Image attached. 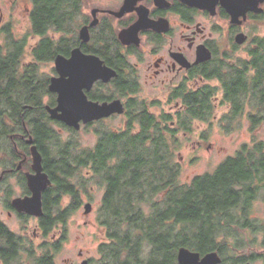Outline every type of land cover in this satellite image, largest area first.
I'll list each match as a JSON object with an SVG mask.
<instances>
[{
  "label": "trees",
  "instance_id": "16d2710c",
  "mask_svg": "<svg viewBox=\"0 0 264 264\" xmlns=\"http://www.w3.org/2000/svg\"><path fill=\"white\" fill-rule=\"evenodd\" d=\"M33 1L32 31L41 41L32 52L35 61L49 63L61 48L51 46L46 32L61 31L66 5H78L79 0ZM23 55L24 43L16 40L6 44L5 53L0 51V137L12 129L24 134L25 124L41 150L51 183L43 193L44 229L51 208L54 227L76 212L92 181L104 189L97 213L104 242L94 264H178L180 248L201 257L217 253L220 264L259 260L253 252L239 251L257 241L246 242L241 232L261 234L259 245L264 247V222L256 223L250 216L252 205L264 196V143L243 145L214 172L184 185L174 157L178 129L188 133L191 122L207 121L219 94L220 104L229 106L223 118L232 120L249 108L251 132L264 123V36L252 40L245 59L231 67L219 65L206 75V80L217 81L216 86L180 91L181 108L175 114L155 115L146 106L133 107L127 113L126 131L100 132L93 148L79 151L74 143L59 146V133L50 127L53 122L43 104L48 79L40 78V65L26 66L20 74ZM53 103L54 99L49 107ZM171 122L174 128L169 127ZM132 124H138L137 130ZM54 143L57 149L50 147ZM66 198L68 205L61 211ZM17 250L16 246L8 258L14 259ZM37 263L55 264L47 258Z\"/></svg>",
  "mask_w": 264,
  "mask_h": 264
},
{
  "label": "flooded vegetation",
  "instance_id": "af4514ba",
  "mask_svg": "<svg viewBox=\"0 0 264 264\" xmlns=\"http://www.w3.org/2000/svg\"><path fill=\"white\" fill-rule=\"evenodd\" d=\"M249 1L255 4L254 9L257 12L248 10L244 16L237 14L242 13L240 5L246 4L247 0H79L78 5L70 7L67 4L62 30L56 32L51 28L46 32L51 39V46L56 48L60 45L61 54L58 56L67 64L76 50L84 58L99 61L101 65L114 70V78L107 83L95 82L89 90L84 89V94L89 102L99 105L118 100L124 111L120 115L112 114L100 120L80 122L78 129L52 120L49 116L50 120L59 128L73 132L122 117V127L113 133L124 132L128 127L129 110L140 105L147 107L146 100L140 98V92L142 84L148 83L162 86L164 102L176 101V113L181 108L180 91L196 92L206 85H202L203 83L216 81L206 80V75L212 73L215 67H231L236 65L238 60L247 57V49L252 40L259 37L257 30L264 26V0ZM16 2H22L26 6L29 30L22 36H16L11 24L3 25V44L0 45V51L5 53V46L9 42L16 40L24 43V55L20 64L22 69L19 73L24 74L23 68L26 66L52 64V73L48 77L50 85L51 79L58 76L54 65L56 57L49 63H39L35 61L32 52L41 41V37L32 31L34 1ZM1 21L0 14V25ZM241 34L246 39L239 44L236 38ZM32 39L35 42L30 45ZM201 50L204 55L210 56L209 60H197ZM241 52L246 54L245 58H240ZM28 57L30 61H24ZM48 93L43 98L45 109L53 99L51 108L57 105V94L49 92V89ZM155 103L157 102L152 101V104ZM174 123L171 122L169 127L174 128ZM191 125L192 122L189 131ZM133 127L137 130L138 124H132ZM22 131L24 134L12 129L0 137L2 140L8 139L10 146L9 164L5 163V159L0 162V264H38L43 258L53 260L56 264V252L60 251L66 239L67 218L54 227L51 208L45 229L42 225V217L45 215L43 193L51 183L41 193L42 214L39 217L20 212L16 206V201L32 196L27 183V176L35 175L30 151L32 146H35L40 154L42 172L46 174L44 157L38 146L34 145L35 139L25 124ZM180 131L187 133L184 129ZM30 138L32 143H28ZM0 153L3 154V150L0 149ZM67 205H61V211L66 209ZM3 213L9 220L17 219L23 226L21 231L8 227L1 218ZM31 222H34V226L30 236L25 227ZM7 236L9 239L11 237L10 242ZM16 246L17 254L11 260L8 256L15 253ZM54 246L58 247L56 252ZM263 254L264 247L257 254L262 264ZM79 258L81 264H93L92 260L83 258L81 253Z\"/></svg>",
  "mask_w": 264,
  "mask_h": 264
},
{
  "label": "rangeland",
  "instance_id": "374dc122",
  "mask_svg": "<svg viewBox=\"0 0 264 264\" xmlns=\"http://www.w3.org/2000/svg\"><path fill=\"white\" fill-rule=\"evenodd\" d=\"M0 14L2 21L0 25V45L3 44L1 27L6 24H11V29L16 36H22L29 30L28 13L26 6L16 0H0ZM259 37L264 36V26L262 25L257 30ZM12 35V34H11ZM35 40L30 41L33 45ZM240 58H245L246 54L241 52ZM24 61L29 62V57ZM39 75L41 79H48L52 73V64L40 65ZM216 86V81H208L202 85ZM221 94L217 97L220 98ZM140 98L146 100L147 108L155 115L161 113L175 114L176 101L170 103L164 102V89L159 85L142 84ZM214 100L215 108L213 115L207 121H193L191 131L183 133L177 132L179 145L175 152L174 160L180 165V184H188L190 181L200 175L212 173L216 167L223 162L227 157L234 156L235 153L243 146L250 145L253 142L264 143V123L257 126L254 132H251V123L248 118V109L243 111L241 116H236L232 120L223 118L227 113V106L221 105L219 100ZM48 100V99H47ZM47 100H44L45 102ZM152 101L157 103L152 104ZM178 107V106H177ZM123 118L116 117L94 125L89 129L80 131H68L64 128H59L55 124L50 127L59 133V146L67 143H74L77 151L81 149L93 148L99 138L100 132H113L122 127ZM52 149H57L55 143L51 145ZM10 146L0 140V162L5 159L6 164H9ZM82 195L83 202L66 220V239L60 251L56 252V264H81L79 254L85 259L97 261L100 258L99 246L104 242V234L97 222V213L101 204L104 189L98 185V182H87L86 192ZM68 203V198L63 200L62 206L65 207ZM89 203L91 210L85 214L84 205ZM2 206L0 201V207ZM1 211V209H0ZM251 217L254 222H264V196H260L252 205ZM1 218L6 222L8 227L14 231H21L22 224L17 219L9 220L6 214H1ZM34 222L25 228L30 235L33 230ZM62 228V227H61ZM31 236V235H30ZM241 237L246 242L257 240L254 246L246 247L242 252L244 254L255 253L259 254L263 249L259 245L262 239L261 234L250 235L246 232H241ZM232 239V238H231ZM252 264H262L256 260Z\"/></svg>",
  "mask_w": 264,
  "mask_h": 264
},
{
  "label": "water",
  "instance_id": "95a60500",
  "mask_svg": "<svg viewBox=\"0 0 264 264\" xmlns=\"http://www.w3.org/2000/svg\"><path fill=\"white\" fill-rule=\"evenodd\" d=\"M240 10L244 16L248 10L257 12L255 4L247 0V3L240 5ZM237 12V11H236ZM236 16V17H237ZM246 37L239 35L237 43L242 44ZM200 53V54H199ZM197 60H209V55H204L203 50L199 52ZM202 56V57H201ZM91 60L81 56L79 51L72 53V58L68 64L61 56H57L54 65L58 76L52 78L48 87L49 92L57 94V105L54 108L46 107L52 120L65 123L69 127L79 128V123H88L93 120L107 118L112 114H123V106L120 101L97 104L89 102L84 94V89L89 90L97 81L109 82L116 76V72L99 61ZM32 143V139L28 140ZM32 169L35 175L27 176V183L32 193L31 198L16 201L17 209L20 212L31 216L39 217L41 211V193L50 185L47 175L42 172L41 156L35 146L31 147ZM91 210L90 204L84 206L85 214ZM178 264H220L221 258L217 253H209L201 257L198 253L180 248L177 252ZM82 264H86L83 262ZM250 264V263H245Z\"/></svg>",
  "mask_w": 264,
  "mask_h": 264
}]
</instances>
